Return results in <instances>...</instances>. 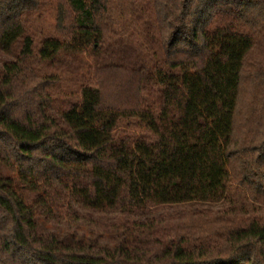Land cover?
<instances>
[{
  "label": "trees",
  "instance_id": "16d2710c",
  "mask_svg": "<svg viewBox=\"0 0 264 264\" xmlns=\"http://www.w3.org/2000/svg\"><path fill=\"white\" fill-rule=\"evenodd\" d=\"M47 1L0 0V264H264V216L201 208L264 207V0H56L38 39ZM83 212L117 244L38 227Z\"/></svg>",
  "mask_w": 264,
  "mask_h": 264
},
{
  "label": "rangeland",
  "instance_id": "374dc122",
  "mask_svg": "<svg viewBox=\"0 0 264 264\" xmlns=\"http://www.w3.org/2000/svg\"><path fill=\"white\" fill-rule=\"evenodd\" d=\"M55 9L56 0H48L43 9L42 17L37 23L38 39L55 36ZM111 15L119 27L123 26L125 31L129 32L130 29L127 27V24H129L131 16L124 7L123 2L119 3L117 7L111 11ZM133 41L135 47H139L142 43V39L138 34L133 37ZM230 205L256 218L264 216V207H258L252 204L245 193L233 185L229 187V197L224 203L215 206L204 205L201 206V208L218 210L222 207L227 208ZM116 219L118 220V215L116 213L87 214L83 212L74 221L65 223L61 226H51L38 222V227L41 232L54 234L68 244H96L98 246L112 247L117 244L120 231L118 233L114 231V228V230L111 228V230L108 231L101 228L100 225L111 224V222Z\"/></svg>",
  "mask_w": 264,
  "mask_h": 264
}]
</instances>
